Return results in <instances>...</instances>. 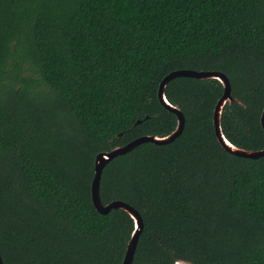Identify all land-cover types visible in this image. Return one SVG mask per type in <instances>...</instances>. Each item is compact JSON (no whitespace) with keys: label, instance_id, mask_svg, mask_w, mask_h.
I'll use <instances>...</instances> for the list:
<instances>
[{"label":"trees","instance_id":"16d2710c","mask_svg":"<svg viewBox=\"0 0 264 264\" xmlns=\"http://www.w3.org/2000/svg\"><path fill=\"white\" fill-rule=\"evenodd\" d=\"M185 69L228 76L236 102L222 131L238 148L264 149V0H0L4 264L123 263L134 220L96 210L95 157L173 133L158 91ZM223 94L216 79L171 80L182 134L105 167L103 205L121 201L143 218L133 264H264V157L218 141Z\"/></svg>","mask_w":264,"mask_h":264},{"label":"water","instance_id":"95a60500","mask_svg":"<svg viewBox=\"0 0 264 264\" xmlns=\"http://www.w3.org/2000/svg\"><path fill=\"white\" fill-rule=\"evenodd\" d=\"M181 77H188V78H194V79H216L218 80L224 87V94L219 99V101L216 104L215 110H214V126H215V134L222 145V147L230 154L242 157V158H249V159H259L261 157H264V149L258 150V151H249L244 150L241 148H238L237 146L233 145L231 142L227 140L225 137L222 126H221V117L222 112L227 103L232 104L233 102H236V100L233 98L232 95V88L231 83L226 74L219 71H196V70H176L168 74L163 78V80L160 83L159 91H158V99L162 106L167 109L168 111L174 113L177 117V127L175 131L167 136L159 137L155 135H146L141 136L139 138H136L135 140L129 142L128 144L124 146H117L112 148L109 151H103L96 155L95 162H94V171L95 175L92 182V201L93 205L95 206L96 210L102 214L106 215L111 210H117L121 209L127 212L132 219L134 220L135 229L132 234L131 240L129 242L125 258L123 260L122 264H133L135 253L137 250L138 242L140 239V236L144 230V223L143 218L139 214V212L131 207L130 205L121 202V201H113L107 205H103L100 197V183L103 171L105 167L112 162L114 159H116L119 156L125 155L138 146L144 144V143H152L155 145H167L175 141L183 132L185 128V117L181 110L177 107L172 105L166 98L165 95V89L168 83L176 78ZM141 121H138L136 124H139ZM261 126L264 131V110L261 116ZM122 134L118 135V138L121 137ZM227 141V143L225 142ZM0 264H4L1 253H0ZM174 264H193L192 262L184 261V260H177Z\"/></svg>","mask_w":264,"mask_h":264},{"label":"snow or ice","instance_id":"6c2138e0","mask_svg":"<svg viewBox=\"0 0 264 264\" xmlns=\"http://www.w3.org/2000/svg\"><path fill=\"white\" fill-rule=\"evenodd\" d=\"M227 143V141H225Z\"/></svg>","mask_w":264,"mask_h":264}]
</instances>
